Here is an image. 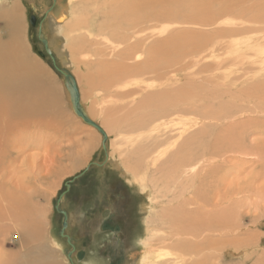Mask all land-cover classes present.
Here are the masks:
<instances>
[{"label": "bare ground", "instance_id": "obj_1", "mask_svg": "<svg viewBox=\"0 0 264 264\" xmlns=\"http://www.w3.org/2000/svg\"><path fill=\"white\" fill-rule=\"evenodd\" d=\"M202 1L211 3L213 0H75L73 7L52 18L51 23L54 24H51L49 35H46L41 22L36 26L37 39L45 42L47 52L54 55L55 62L59 57L63 62L61 68L72 75L70 80L60 75L72 113L82 121L78 110L86 119L102 129L105 134V137L101 138L104 148L107 139L106 129L100 126L103 121L98 124L91 119V114H88L92 107L88 109L86 106L88 111L86 110L80 84L82 86L84 83L87 84L89 92L100 88L106 95H112L111 89L113 87L115 89L117 84L124 81L121 86H116L115 100L120 95L130 97L134 93L135 98L131 95L133 100L130 102L133 104L129 106L122 100L120 102L124 104L109 103L110 106L105 108L104 113L102 111L107 118L105 119L107 125L104 123V127H108L109 130H115L116 127L136 130L139 133L135 141L139 138V140L155 138L156 134L161 132L171 133L169 130L172 131V128L179 125L174 137L171 136L172 133L168 134L167 139L173 138L172 141L166 142L163 148L155 152L150 153L147 150L144 155L148 158L147 168L156 177L153 179L158 180L162 175L166 177L169 190L166 188L167 191L160 195L166 199L167 205L162 207V211L159 210L160 215L156 216L155 224L150 227L144 222V235L135 239V245L140 247L136 264H215L220 256L218 251H222V248L228 245L244 253V247L250 245L253 240L256 241L259 235L256 228L261 225V218L264 217L262 215L263 217L251 218L249 224L250 227L254 226L253 230L240 234L243 222L235 218L233 207L226 205L231 194L226 187H221L230 169L228 161L226 162V154L242 149L240 141L245 137L246 128L254 125L260 128L259 133L264 132V118L247 116L248 114L246 117L243 116L244 119L241 118L242 113L247 110L264 115V35L259 40L260 45L257 44V39L251 41L248 45H255L244 55H238L236 52L230 55L226 53L209 55L207 51L212 48L207 46L199 49L196 40L187 38L179 30L170 29L168 24L172 21L177 23L183 16L177 8L190 5L193 8ZM55 2L56 0H53V3ZM35 3L30 2L33 10L36 7ZM7 5H2L0 10V19L3 20L5 31L10 37L9 41H0V101L3 103L10 100L16 104L13 115H17L18 110L24 107L33 113L36 112L37 106L43 108L46 103L52 101L54 91L52 84L48 82L49 79L46 83L43 81L47 77H44V74L48 75L43 66L25 52L21 42L18 6L14 2ZM260 8L262 10L258 8L254 11V8L248 12L251 19L249 21H253L249 23H254L255 27H264V5ZM45 12L50 15V9ZM245 14L247 15V13L242 15ZM97 17L100 18L98 22ZM157 24L158 29L154 28L156 30L152 31L151 27ZM95 29L103 40L102 47L99 46L101 42L96 39L97 37H93ZM153 36L155 37L150 39ZM64 37L69 39L67 48L64 46L66 40L60 43L57 41ZM41 46L44 51V45ZM206 59L211 61L203 62ZM18 63L24 67L23 75L19 74L21 71L18 73L15 70L20 77L17 74L18 77L14 75L16 77L14 79L10 69L12 66L14 68L18 66ZM192 66L195 69L191 68L194 71H189L190 78L186 74L188 80L182 86L168 88L173 80L177 79L173 76L175 71L179 73ZM202 72L207 73L201 78L204 83H198L196 76ZM133 75L147 76V80L150 81L140 84L142 79L140 82L132 83L124 80ZM72 84L76 85L78 91L76 104ZM118 88L121 91H117ZM198 92L204 101L201 105L197 103L200 99ZM116 94L114 93L112 97ZM112 97L109 99L114 101ZM215 99L222 101L216 103ZM122 110L126 111L123 113ZM178 114L191 117L182 116L176 120ZM111 115H116L117 118L110 119ZM204 120L210 122L218 120L219 124H204ZM227 120L229 123L223 122ZM92 128L97 130L95 127ZM166 129L169 132L165 131ZM154 146L157 145L153 144V148H150L154 149ZM242 152L247 153V148ZM248 153L255 152L248 150ZM109 158L107 157V160ZM123 163L118 162L116 167L121 168L120 175L125 178V183L137 184L138 177L132 173V167H129L131 171L128 172L129 168L125 167L127 163L122 165ZM127 173L130 175L129 178L126 176ZM57 206V210L60 211L61 203L58 200ZM141 208L146 210L145 207ZM26 214L28 215L27 212ZM67 242L73 246L70 238ZM256 245L254 244V247ZM228 253L230 254L227 252V255ZM43 255L39 249L26 254L27 259L30 258L34 264H53L49 260L43 261L47 258ZM71 259L69 261L72 262L74 258ZM73 262L71 264H74ZM89 263L103 264L99 258H93Z\"/></svg>", "mask_w": 264, "mask_h": 264}, {"label": "rangeland", "instance_id": "obj_2", "mask_svg": "<svg viewBox=\"0 0 264 264\" xmlns=\"http://www.w3.org/2000/svg\"><path fill=\"white\" fill-rule=\"evenodd\" d=\"M31 1L36 2L35 10L30 5ZM13 2L20 11L21 42L25 52L39 61L48 74H44V77L48 78L46 77L47 79L43 81L45 80L46 83L48 79L52 80L48 82L52 84L50 85L54 91V98L49 104L44 103L43 108L37 106L36 112L32 113L24 107L18 110L17 115H13L16 105L14 102L9 100L2 103L0 101V264L24 261V264H34L30 258L27 259L26 254L36 249H39L45 258L47 257L43 261L49 260L53 264H71L69 258H74V260L71 259L74 264H86V262L90 264L93 258H99L103 264H136L140 250V247L135 245L136 237L144 235V222L151 227L160 215L162 207L167 205L166 199L161 198L160 195L167 191L168 179L160 175L164 180L159 179V176L158 180H154L156 177L147 168L148 158L144 155L147 150L150 153L155 152L163 148L166 142L172 141L173 138L167 139L168 134L172 133L171 136L174 137L179 125L172 128V131L169 130L171 133L161 132V134L157 133L155 138H142V140L139 138V141H135L139 133L136 130H126L122 127H116L115 130H109L107 127V130L104 127L107 120L103 114L105 108L111 103L121 104L122 101H126L128 105L133 104L130 102L135 98V94H131L133 98L131 95L130 97H121V95L119 97L118 95L119 98L115 100L116 86H121L124 81L117 84L115 89L114 87L111 89L112 93L116 94L115 97H112L113 94L106 95L100 88L89 92L87 84L84 83L83 86L80 84L84 106L88 109L92 107L89 110L91 113L88 112V114H91V119L98 124L103 121L100 126L106 129L107 139L104 148L106 150H104L102 135L72 113L67 93L61 84V76L52 68L49 57L45 53V57L41 58L32 47L35 44L37 49L44 52L41 46L42 41L37 39V24L41 22L46 35H49L51 26L54 24L51 23L52 18L73 7L75 0H56L55 3L53 0H42L41 2L40 0H0V10L2 5H11ZM263 5L264 0H213L211 3L202 1L200 5L193 8L191 5V8H177L183 16L180 21L175 22L176 24L173 21L168 24H170V29L179 30L187 38L191 37L194 41L196 40L199 49L207 46L212 48L207 51L209 55L214 53L230 55L235 52L238 55H244L246 51L249 52V48L254 47L255 44L248 45L254 39L258 40V45L261 44L259 40L264 35V27H255L254 23L250 24L249 22L253 21H249L248 12L254 8L256 9L254 11H257ZM47 9H50V15L45 12ZM244 13L247 15H242ZM31 14L36 18L33 27L28 23V17ZM98 21H100L99 17L96 18V22ZM154 28L158 29V24L151 27L152 31ZM96 29L93 37H97L94 38L102 43L99 45L102 47L103 40ZM9 38L4 22L0 19V41H9ZM68 40L65 37L57 39L58 43L65 41L66 48ZM10 45L12 47V44ZM198 48L196 49L199 50ZM75 58L77 59V56ZM207 60L209 59L203 62H208ZM56 61L61 67L63 63L61 59L58 57ZM17 65L15 68L12 66L14 73L21 71L18 73L22 76L23 66L20 63ZM12 68L9 67L15 79L18 73L14 74ZM191 68L195 69L192 66L184 70L185 72L181 71L182 73L175 71L173 76L178 80L174 79L168 88L182 86L190 78L188 76L189 71L193 70ZM82 72L81 70L80 73ZM206 74L202 72L196 76V81L204 83L201 78H204ZM131 77L136 80L134 78L129 80ZM141 79L143 82H140ZM124 80L128 83L137 81L140 84L150 81L147 80V76L138 77V75L128 76ZM117 91L121 90L118 88ZM109 97L114 98V101ZM128 98L130 99L127 100ZM202 99L200 95V99L197 100L199 105L203 104ZM219 101L222 100H214L216 103ZM124 109L127 110V108ZM243 113L242 119L247 114L251 117L264 118L263 114H255L250 110ZM115 116L111 115L109 118L112 119ZM182 116L178 114L175 119ZM187 117L191 116L187 115L182 118ZM207 121L204 120V124H219L218 120ZM223 122L229 123V120ZM259 129L254 125L248 126L245 137L240 141L242 149L226 154V162L228 161L230 169L225 176L226 182L224 181L221 187H226L228 193L231 194L226 205L232 206L235 218L243 222L242 232H239L242 235L243 232L253 230L254 226L250 227L249 223L254 217L264 215V132L259 133ZM153 144L157 145L154 146L155 150L150 148H153ZM245 148H247V153L242 152ZM248 150L256 154L248 153ZM107 157H110V160H107ZM118 162H124L122 165L127 163L125 165L127 169L132 167V173L138 177L137 184L125 183V178L120 175L121 168L116 167ZM132 164L137 168H134ZM129 169L128 172L131 171ZM126 176L130 177L128 173ZM66 184L69 185L68 189ZM64 190L65 193L60 201V210H62L60 212L56 207L57 198ZM141 207H145L146 210ZM63 213L67 216L64 227H62ZM261 219V225L256 228L259 235L256 241L253 240L250 245L244 247V253L228 245L222 248V251H218L220 256L215 264H264V217ZM108 224L115 225L117 229L110 230L109 227H104ZM67 237L71 239L73 246L67 242ZM254 244H257L256 247ZM227 252L230 254L227 255Z\"/></svg>", "mask_w": 264, "mask_h": 264}, {"label": "water", "instance_id": "obj_3", "mask_svg": "<svg viewBox=\"0 0 264 264\" xmlns=\"http://www.w3.org/2000/svg\"><path fill=\"white\" fill-rule=\"evenodd\" d=\"M35 21H36V19H35V16L33 15V14H31L29 17H28V23H29V25L31 26V27H33L34 25H35ZM42 43H43V45H44V51L45 52H42L41 50H38L37 48H36V46H33V50L36 52V54H38L40 57H44V55H45V53H46V55L49 57V59H50V64H51V66H52V68L59 74V75H63L64 76V78L66 79V80H70V79H72V75L69 73V72H67L66 70H64L63 68H61V67H59L57 64H56V62H55V58H54V55L52 54V53H50V52H47V45L45 44V42L42 40ZM72 87H73V90H74V102H75V104L77 103V100H78V91H77V87H76V85L75 84H72ZM77 113H78V115H80L81 116V118H82V121L83 122H85L86 124H88V125H91L92 127H95L101 134H102V139L105 137V134H104V132L102 131V129L101 128H99V126H97V124H95L94 122H92V121H90V120H88V119H86V117L85 116H83V115H81V113L77 110ZM102 147H103V144H102ZM104 148V147H103ZM99 165V164H98ZM68 184H66V187H67V189H68ZM66 190V189H65ZM65 190L60 194V196H59V198H58V201L60 202L61 201V199L63 198V195H64V193H65ZM56 207L58 208V206L56 205ZM60 212H62V210H60ZM63 216H64V222H63V226L62 227H64L65 226V224H66V218H67V216H66V214L65 213H63ZM64 236H66V235H64ZM67 239H69L68 237H67ZM70 259V258H69ZM71 262V261H70ZM72 263V262H71Z\"/></svg>", "mask_w": 264, "mask_h": 264}, {"label": "flooded vegetation", "instance_id": "obj_4", "mask_svg": "<svg viewBox=\"0 0 264 264\" xmlns=\"http://www.w3.org/2000/svg\"><path fill=\"white\" fill-rule=\"evenodd\" d=\"M104 227H109L108 229H110V230H116L117 229V227L115 226V225H111V224H108L107 226H104Z\"/></svg>", "mask_w": 264, "mask_h": 264}]
</instances>
